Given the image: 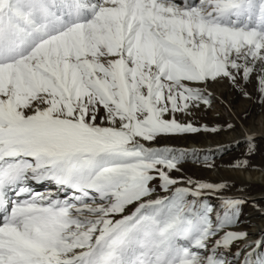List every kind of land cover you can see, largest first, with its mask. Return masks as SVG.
Masks as SVG:
<instances>
[{
  "label": "snow or ice",
  "instance_id": "snow-or-ice-1",
  "mask_svg": "<svg viewBox=\"0 0 264 264\" xmlns=\"http://www.w3.org/2000/svg\"><path fill=\"white\" fill-rule=\"evenodd\" d=\"M223 81L264 103V0H0V264H264L247 201L157 146L221 131L178 114Z\"/></svg>",
  "mask_w": 264,
  "mask_h": 264
},
{
  "label": "rangeland",
  "instance_id": "rangeland-1",
  "mask_svg": "<svg viewBox=\"0 0 264 264\" xmlns=\"http://www.w3.org/2000/svg\"><path fill=\"white\" fill-rule=\"evenodd\" d=\"M209 90L217 97L211 109L195 112L191 117L178 114V118L190 120L197 127H219L221 131L183 134L162 140L157 146L189 152L180 172H173L177 178L226 183L228 189L223 195L244 198L247 202L241 207L242 223L236 230L249 232L253 240L260 239V233L253 232L264 228V216L257 210L264 207V181L254 175L264 171V103L253 85L248 86L251 99L232 89L227 81L212 84ZM228 124L233 128L228 129ZM249 135L254 136L251 152L246 139ZM237 161H247V166L233 167ZM211 202L219 203L216 197Z\"/></svg>",
  "mask_w": 264,
  "mask_h": 264
},
{
  "label": "bare ground",
  "instance_id": "bare-ground-1",
  "mask_svg": "<svg viewBox=\"0 0 264 264\" xmlns=\"http://www.w3.org/2000/svg\"><path fill=\"white\" fill-rule=\"evenodd\" d=\"M247 176L248 177H252V174L250 173V172H247ZM254 177L255 178H258L259 180H261V181H264V171H262V172H259V173H257L256 175H254ZM253 177V178H254ZM33 186H35L36 188H37V190L38 191H45L46 189H44V188H40L39 186H37V185H33ZM259 229V228H258ZM260 233V231H258L256 228H255V230H254V232L253 233Z\"/></svg>",
  "mask_w": 264,
  "mask_h": 264
}]
</instances>
